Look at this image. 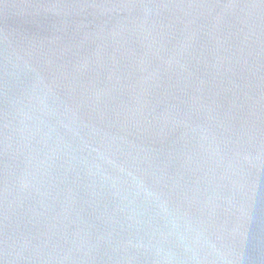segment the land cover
I'll list each match as a JSON object with an SVG mask.
<instances>
[{
    "label": "water",
    "instance_id": "95a60500",
    "mask_svg": "<svg viewBox=\"0 0 264 264\" xmlns=\"http://www.w3.org/2000/svg\"><path fill=\"white\" fill-rule=\"evenodd\" d=\"M0 264H264V0H0Z\"/></svg>",
    "mask_w": 264,
    "mask_h": 264
}]
</instances>
